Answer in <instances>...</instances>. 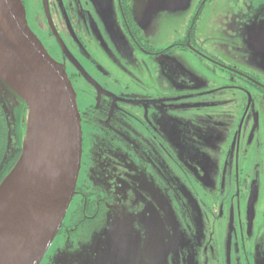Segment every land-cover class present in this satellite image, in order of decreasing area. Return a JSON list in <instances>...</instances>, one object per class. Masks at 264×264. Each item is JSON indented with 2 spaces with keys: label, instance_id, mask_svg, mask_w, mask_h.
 Returning a JSON list of instances; mask_svg holds the SVG:
<instances>
[{
  "label": "flooded vegetation",
  "instance_id": "af4514ba",
  "mask_svg": "<svg viewBox=\"0 0 264 264\" xmlns=\"http://www.w3.org/2000/svg\"><path fill=\"white\" fill-rule=\"evenodd\" d=\"M216 1L198 0L191 12L197 13L194 20L199 13H213L210 5ZM218 1L229 2L233 12H243L245 6L262 12L259 0ZM21 2L29 28L63 66L76 93L82 129L79 173L89 178L97 169L95 187L76 184L56 235L88 242L92 232L110 230V224L120 223L115 221L122 215L119 207L125 209L120 198L138 192L145 203L149 185H142V174H147L154 176L163 192V212L156 211L163 231V264H264V84L256 72L249 66L226 65L190 45L192 25L186 28L185 38L163 48V25L155 26L150 31L153 35L146 33L143 20L135 13L149 12L133 10L131 0ZM207 4L209 10H205ZM233 31L225 34L238 37L240 26ZM176 49L209 62L210 70L223 78L222 82L215 79L220 86L232 80L228 86L240 105L238 119L230 114L237 120L238 130L227 143L214 178L190 151L179 157L169 153L179 178L177 186H172L156 163L163 158V55ZM232 50L236 52V48ZM166 68L172 74L176 70L169 63ZM174 75L176 80H186ZM4 109L15 115L17 148L1 167L6 144ZM24 113L20 98L0 90V182L21 153ZM202 122L218 130H233L232 122L210 116ZM148 150L155 152L156 160L141 152ZM143 210L133 213L134 233L120 235L122 242L113 255L122 256V264H152V254L161 258L157 240L152 252L151 219ZM124 248L130 251L123 252Z\"/></svg>",
  "mask_w": 264,
  "mask_h": 264
},
{
  "label": "rangeland",
  "instance_id": "374dc122",
  "mask_svg": "<svg viewBox=\"0 0 264 264\" xmlns=\"http://www.w3.org/2000/svg\"><path fill=\"white\" fill-rule=\"evenodd\" d=\"M259 1L262 3V12L256 13L257 8L254 6H245L246 10L243 12L247 11V13H243L229 10L231 7L229 2L217 0L210 5L214 9L213 13H199L195 20L197 13L191 12L196 8L198 0H131V8L148 11H188V13H135V15L143 20L144 31L149 35H153L150 31H155V26L159 28L163 25V48L170 42L185 38L186 28L192 25L194 29L190 45H194L193 47L203 50L226 65L235 63L241 67L249 66V69L256 72L258 81L264 84V0ZM211 7L207 4L205 10ZM160 16L161 20H159ZM239 26L240 35L237 37L234 36L237 32L233 30ZM229 31H233L234 34L226 35L225 33ZM232 48H236V52H233ZM234 55L236 56L233 57ZM193 56L177 49L163 55V158L161 157L156 164L172 186H177L179 178L169 153L179 157V153L190 151L195 159L200 160L198 163L201 168H204L208 176L213 179L218 171L217 163L223 160L222 153L227 143H231L233 134L238 130L237 120L234 121L230 117L233 112L234 118L238 119L239 113L237 108L239 102L233 96L234 91L228 86L233 84V81L229 80L226 86H220L222 83L215 79L222 82L221 74L210 70L209 62H202ZM167 63L176 67L174 74L177 73L186 80L184 82L176 80L175 75L166 68ZM0 81L8 91L18 95L7 80L0 79ZM208 116L224 122H232L233 130L230 128L218 130L213 126H207L202 120ZM11 143L17 148L15 141L12 140ZM14 147L8 145L4 159ZM141 152L156 160L153 157L155 152L152 150ZM204 158L208 162H201ZM96 171L97 169L94 168L89 178L82 176L80 172L77 183L95 187ZM142 176L145 177L142 185H149V191L145 190L144 194L145 203L138 192L127 198H120L119 201L124 204L125 209L119 207L122 215L115 220L121 223L119 229L109 226L110 233L94 231L91 233L93 238L88 242L65 239L63 234H58L40 264H115V260L117 264H122V256L115 255L117 246L122 242L120 235L134 233L131 226L133 213L143 209L142 212L151 219L152 230L149 240L152 243V252L155 250L156 240V248L162 252L161 258L152 254V264H163V231L156 212L157 210L163 212V192L153 175L142 174ZM139 182L140 180H136V183ZM163 191L166 192V189L163 188ZM113 205H116V201ZM102 234L113 237L103 238ZM157 235L161 238H157ZM126 240L129 241L128 237ZM129 251L124 248L123 252Z\"/></svg>",
  "mask_w": 264,
  "mask_h": 264
},
{
  "label": "water",
  "instance_id": "95a60500",
  "mask_svg": "<svg viewBox=\"0 0 264 264\" xmlns=\"http://www.w3.org/2000/svg\"><path fill=\"white\" fill-rule=\"evenodd\" d=\"M0 79L27 108L21 153L0 182V264H40L75 192L82 129L73 85L29 28L21 0H0ZM4 112L14 147L15 115Z\"/></svg>",
  "mask_w": 264,
  "mask_h": 264
},
{
  "label": "trees",
  "instance_id": "16d2710c",
  "mask_svg": "<svg viewBox=\"0 0 264 264\" xmlns=\"http://www.w3.org/2000/svg\"><path fill=\"white\" fill-rule=\"evenodd\" d=\"M25 105V104H24ZM26 111H27V108H26V106H25V115H24V122H23V124H24V127H25V117H26ZM6 123H7V121H6ZM24 127H23V133L25 134V130H24ZM5 136H6V144H5V151H6V149H7V147H8V136H7V124H6V126H5ZM23 134V135H24ZM15 135L17 136V132H16V119H15ZM23 139V138H22ZM15 152V151H14ZM13 152V153H14ZM13 153L11 154H9V156L6 158V159H4V156H5V152H4V154H3V157H2V161H1V167L3 166V167H5L6 166V164L11 160V158H12V156H13Z\"/></svg>",
  "mask_w": 264,
  "mask_h": 264
},
{
  "label": "bare ground",
  "instance_id": "6f19581e",
  "mask_svg": "<svg viewBox=\"0 0 264 264\" xmlns=\"http://www.w3.org/2000/svg\"><path fill=\"white\" fill-rule=\"evenodd\" d=\"M26 96L28 97L29 101H33L32 98H31V96H30V94L26 93ZM31 109H32V110H31V113H32L33 115H35V114H36V111H35L34 106H33Z\"/></svg>",
  "mask_w": 264,
  "mask_h": 264
}]
</instances>
